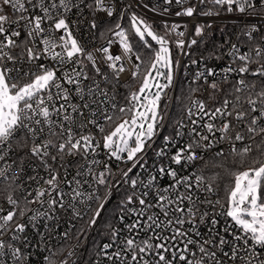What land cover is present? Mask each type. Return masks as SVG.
Masks as SVG:
<instances>
[{
  "label": "snow or ice",
  "instance_id": "obj_1",
  "mask_svg": "<svg viewBox=\"0 0 264 264\" xmlns=\"http://www.w3.org/2000/svg\"><path fill=\"white\" fill-rule=\"evenodd\" d=\"M114 193L91 264H264V0H0V264Z\"/></svg>",
  "mask_w": 264,
  "mask_h": 264
},
{
  "label": "built area",
  "instance_id": "obj_2",
  "mask_svg": "<svg viewBox=\"0 0 264 264\" xmlns=\"http://www.w3.org/2000/svg\"><path fill=\"white\" fill-rule=\"evenodd\" d=\"M142 2H147V0H142ZM151 2H155V0H151ZM142 14H145L148 18L150 19H155L158 21V17H154L153 13H151L150 11H147V10H143ZM125 24H127V20L124 21ZM193 22L192 21H189V27L191 28V24ZM235 23V21L233 19H230V18H222V19H218L216 21V24H215V27L218 29L220 27H225V26H228V31H231L232 30V25ZM218 34V32L216 31L215 32V35ZM83 42L85 44H90V41H89V38L87 36V34H83ZM113 52H117L118 51V46L114 45L113 46ZM183 66V61H182V65ZM128 76H127V73L122 77V79H127ZM181 78V77H180ZM178 86V84H177ZM176 86V88H177ZM176 88L175 90L173 91L172 90V95H171V101L169 102L170 103V109H169V112H170V115L172 114V109H173V105H174V99H175V92H176ZM168 131H170V129H165L164 131V135H167L168 134ZM115 167V165H114ZM114 196L115 198L106 206L107 210L109 209V207L115 205L116 201L119 199V194L118 193H114ZM106 210V211H107ZM105 212L102 213V216H101V219L98 221V225L97 227L92 230L89 234V237L88 239L85 241V240H82V247L78 250L77 254L73 257H68L67 256V251H68V248L65 247L63 253H57L53 259L55 261V264H61L62 261H64L65 259L68 260V264H72V261L74 260L76 262V264H91V261L92 259L94 258L92 256V251H93V248H94V245H93V241H98L95 237V234H96V231L98 229V227L100 226L101 224V221L105 215ZM84 226V222H79V224L77 225V227H82ZM32 243H35V241L33 240ZM66 244H75L76 241L75 239H72L68 242H65ZM52 244L53 245H56L57 242L55 240L52 241ZM23 247V246H22ZM29 251L32 253V255L30 256L29 260L26 262V264H44V257L45 255H47L48 253L46 251H41L39 249H29Z\"/></svg>",
  "mask_w": 264,
  "mask_h": 264
},
{
  "label": "trees",
  "instance_id": "obj_3",
  "mask_svg": "<svg viewBox=\"0 0 264 264\" xmlns=\"http://www.w3.org/2000/svg\"><path fill=\"white\" fill-rule=\"evenodd\" d=\"M220 28H223V27H220ZM220 28L217 29L218 34L215 35L217 40L220 37V31H219ZM183 79H184L183 77L180 78V80H183ZM185 90H186V84L185 83H179L177 88H176L174 105H173L172 114H171L173 117H175L180 112V105L183 103L182 93ZM171 95H172V90H170V96ZM112 209H113V206L109 207V209L106 211V213H105V215L101 221V224L96 231L95 237L97 240H99V238H100L97 235V233L101 232L103 230L105 223H107L111 220Z\"/></svg>",
  "mask_w": 264,
  "mask_h": 264
}]
</instances>
